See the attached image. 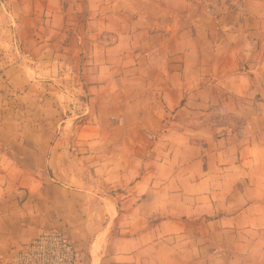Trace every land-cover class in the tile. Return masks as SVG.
Masks as SVG:
<instances>
[{"label":"crops","instance_id":"crops-1","mask_svg":"<svg viewBox=\"0 0 264 264\" xmlns=\"http://www.w3.org/2000/svg\"><path fill=\"white\" fill-rule=\"evenodd\" d=\"M47 229L264 264V0H0V264Z\"/></svg>","mask_w":264,"mask_h":264},{"label":"built area","instance_id":"built-area-1","mask_svg":"<svg viewBox=\"0 0 264 264\" xmlns=\"http://www.w3.org/2000/svg\"><path fill=\"white\" fill-rule=\"evenodd\" d=\"M6 264H80L74 242L62 231L47 229L34 237Z\"/></svg>","mask_w":264,"mask_h":264}]
</instances>
